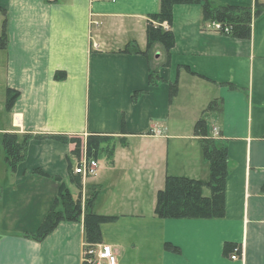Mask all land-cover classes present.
Listing matches in <instances>:
<instances>
[{
    "label": "crops",
    "instance_id": "1",
    "mask_svg": "<svg viewBox=\"0 0 264 264\" xmlns=\"http://www.w3.org/2000/svg\"><path fill=\"white\" fill-rule=\"evenodd\" d=\"M216 1L251 8L249 37L209 30L200 3H178L162 22L175 42L151 60L123 48H146L160 0H0V131L27 140L16 171L0 155V264H82L88 210L110 217L102 241L118 264H264V0ZM91 135L114 142L81 180L75 138ZM205 136L228 148L225 215L158 216L168 175L208 178ZM62 182L81 194V219L38 239Z\"/></svg>",
    "mask_w": 264,
    "mask_h": 264
},
{
    "label": "trees",
    "instance_id": "2",
    "mask_svg": "<svg viewBox=\"0 0 264 264\" xmlns=\"http://www.w3.org/2000/svg\"><path fill=\"white\" fill-rule=\"evenodd\" d=\"M178 3H200L207 18L216 19L230 27L227 33L238 38H247L251 34L252 10L249 7L219 3L216 0H160L157 12L150 17L159 22H172L173 8ZM7 16L3 20L0 30V49L6 48L9 43ZM148 42L145 49L136 43H129L123 49L128 52H143L149 56L155 44L159 43L169 50L175 42V35L171 30L149 21L147 25ZM66 72H57V77H65ZM154 69L151 72V81H154ZM176 86L173 84L172 91ZM18 96V92L9 90L8 106L11 107ZM218 106L217 101L209 103L206 110ZM196 131L207 135L206 122L199 119L196 122ZM100 135H91L87 138V155L95 158L105 139ZM103 137V136H101ZM94 138V139H92ZM98 138V139H97ZM106 138V137H103ZM76 139V146L80 139ZM27 140L20 142L14 132L0 131V150L5 151V160L12 171H16L18 164L25 158ZM79 149V151L77 150ZM76 149L80 156V148ZM78 151V152H77ZM203 153L209 164L208 178H194L186 175H168L165 185L158 190L155 213L161 217H204L216 218L225 215L226 211V181L230 171L229 152L226 145L218 143L212 137L203 139ZM208 191V192H207ZM60 202V203H59ZM92 202V200H90ZM58 203L61 206H58ZM83 213L81 194L74 196L70 188L62 182L56 202L48 210L37 230L36 238L43 239L62 220H79ZM86 238L90 242H102V224L110 217L88 210L84 214Z\"/></svg>",
    "mask_w": 264,
    "mask_h": 264
},
{
    "label": "built area",
    "instance_id": "3",
    "mask_svg": "<svg viewBox=\"0 0 264 264\" xmlns=\"http://www.w3.org/2000/svg\"><path fill=\"white\" fill-rule=\"evenodd\" d=\"M209 30H215L218 32L228 33L230 27L223 24L219 20L208 21L207 26ZM156 132H159L157 130ZM98 167V161L96 158H89L87 154L81 156L78 163V167L74 169L76 173L84 176L91 175ZM239 246H235L233 252H231V258H239L240 255ZM119 255L115 251L113 245L108 242H87L84 247L82 264H118Z\"/></svg>",
    "mask_w": 264,
    "mask_h": 264
},
{
    "label": "rangeland",
    "instance_id": "4",
    "mask_svg": "<svg viewBox=\"0 0 264 264\" xmlns=\"http://www.w3.org/2000/svg\"><path fill=\"white\" fill-rule=\"evenodd\" d=\"M149 21H151V22H153L154 24H157V25H159V26H161V27H163V25H162V22H159V21H157V20H154V19H152V18H150L149 19ZM164 28V27H163ZM165 29V28H164ZM166 30V29H165ZM164 49V47L162 46V45H159V43H157V44H155L154 45V47H153V49H152V54L149 56L150 57V59L151 60H155L156 59V55H157V52L159 51L160 52V50H163ZM154 65V64H153ZM157 130H159L158 128H156V129H154L153 131H157ZM159 132H160V130H159ZM162 132V131H161ZM96 136V135H95ZM102 138V139H105L106 141H107V143H108V145H107V147H110L111 146V144H113V142H114V139L113 138H111L110 136H108V137H106V138H103V137H101V136H98V138ZM205 137H211V136H205ZM97 138V139H98ZM78 139H80V144L78 145V146H75V151H76V149L77 148H80V156H82L81 155V152L83 151V145H86V147H88V144H87V139H86V144L85 143H82V141H81V138L79 137ZM92 139H94V138H92ZM3 149V148H2ZM2 149L0 150V155L2 154ZM78 151H79V149H77ZM77 151V152H78ZM87 152V151H86ZM84 155V154H83ZM79 156L77 155V163H76V165H75V167H74V169H76V167H78V163H79V161H80V157L78 158ZM19 165V164H18ZM18 168V167H17ZM98 168H99V166L95 169V171H94V173L93 174H95L96 172H97V170H98ZM17 170V169H16ZM75 173H76V171H75ZM80 175H82V174H80ZM92 175V174H91ZM87 176H89V175H87ZM87 176H84V175H82V177H81V180H82V178H85V177H87ZM73 178V180L76 182V184L80 187H82V181L81 180H79L78 179V177H76V176H73L72 177ZM208 192V191H207ZM60 203V202H59ZM58 203V206H61L60 204ZM42 223V222H41ZM40 226V225H39ZM39 226L37 227V230H39ZM37 230H36V232H37ZM104 230L106 231V232H108V233H111L112 232V229L110 230V229H105V226L103 225L102 226V234H104ZM88 241V240H87ZM90 242V241H89ZM87 243V242H86ZM84 252V251H83ZM231 255V254H230ZM231 257V256H230ZM83 259V258H82Z\"/></svg>",
    "mask_w": 264,
    "mask_h": 264
}]
</instances>
